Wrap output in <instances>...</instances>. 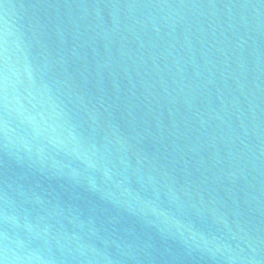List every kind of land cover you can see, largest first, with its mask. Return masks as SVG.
I'll return each mask as SVG.
<instances>
[{
  "label": "water",
  "instance_id": "water-1",
  "mask_svg": "<svg viewBox=\"0 0 264 264\" xmlns=\"http://www.w3.org/2000/svg\"><path fill=\"white\" fill-rule=\"evenodd\" d=\"M0 264H264V0H0Z\"/></svg>",
  "mask_w": 264,
  "mask_h": 264
}]
</instances>
